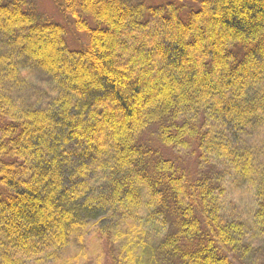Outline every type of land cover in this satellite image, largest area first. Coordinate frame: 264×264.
<instances>
[{"label":"trees","instance_id":"16d2710c","mask_svg":"<svg viewBox=\"0 0 264 264\" xmlns=\"http://www.w3.org/2000/svg\"><path fill=\"white\" fill-rule=\"evenodd\" d=\"M26 1L0 0V264L78 262L89 236L108 264H235L264 241V0H51L60 22Z\"/></svg>","mask_w":264,"mask_h":264},{"label":"rangeland","instance_id":"374dc122","mask_svg":"<svg viewBox=\"0 0 264 264\" xmlns=\"http://www.w3.org/2000/svg\"><path fill=\"white\" fill-rule=\"evenodd\" d=\"M137 1L139 6L147 7L151 5V3L156 4L163 0H137ZM175 1L177 3L181 2L184 5L182 9L183 12H181L183 18H186L188 14L187 10H189L190 8H196L198 4L197 2L198 0H181V1L175 0ZM26 7L31 8L35 12L37 18L41 17L42 19H50L60 22L59 16L55 8L53 7L51 0H27ZM70 36L71 35L67 36V40L69 41V44L71 46H75L74 41ZM41 74L42 72H40L39 70H34L31 71L27 77H24V84L22 86H24L23 90L25 92L21 94V96H23L25 100L34 102L33 99L42 98L43 95L42 90H44V87L42 86V80L44 79V76L43 74L41 76ZM1 125L2 122L0 120V126ZM229 193L233 195L232 190ZM99 241L103 245L98 242V237L89 236L85 244L86 254L81 256L78 262L76 259L73 260V263L71 264H108V261L110 259L109 250H107V248L104 246V243L101 239H99ZM102 249H103V253L101 252ZM76 250L77 247L75 245H70L65 250V253H63V255L73 257L76 254V252L73 251ZM235 264H264V241H261L256 248L249 251L243 258L235 262Z\"/></svg>","mask_w":264,"mask_h":264}]
</instances>
